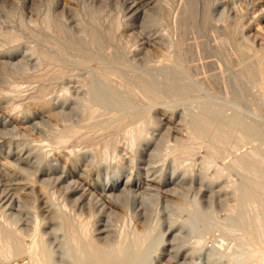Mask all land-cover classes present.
I'll return each mask as SVG.
<instances>
[{"label": "bare ground", "instance_id": "6f19581e", "mask_svg": "<svg viewBox=\"0 0 264 264\" xmlns=\"http://www.w3.org/2000/svg\"><path fill=\"white\" fill-rule=\"evenodd\" d=\"M141 1L128 0L124 12L130 16L139 14L141 10H145L142 13H148L150 10L146 12ZM144 2L153 3L156 9L155 14L150 15L149 22L161 24L168 21L171 15L169 0ZM210 2L186 0L180 14L182 26L186 29L196 26L204 31L210 20ZM58 7L60 9L56 10ZM12 10L8 11L10 14L7 22L0 20L2 80L10 82L12 86L16 83V77L40 81L47 78L41 71L50 67L53 69V66L58 68L51 76L52 79L65 77L69 71V78L76 77L80 69H86L88 74L79 78L81 82L77 81L76 85L61 86L49 98H45V87L40 88V94L34 97L42 110L26 120L40 133L41 123H50L52 127L62 125V133L55 140L59 144L58 151L68 155L71 161V158H76L84 172L79 174L80 178H76L77 171H68L66 167L63 169L61 162L50 157L43 149V142L32 146L18 143L16 158L19 164L20 161L26 164L21 166L27 171V178L30 180L21 178L17 182V174L12 172H6L4 178L8 179L7 183L0 179V209L7 223V227H3L7 237V257L15 259L27 255L31 264H166L167 261L172 264H187L195 262L196 257L201 261H213L216 254L230 255L226 250L229 244L225 242V236L230 235L233 236L231 239H236L235 245L233 242V247H238L235 251L242 249L238 252L241 253L240 256L246 253L244 250L249 247L247 245L254 247L252 250L256 254L251 252L252 256L245 261L241 260L242 263L249 264L253 260L264 264V54L253 47V55L248 44L237 43L236 49L242 54H248L249 49L254 57H243L241 67L233 71L229 69L232 80L224 76L226 73H222L227 69V63L223 64L224 69L219 68L220 73L195 77L189 63L191 50L176 52V49H169L164 52L163 57L158 59L156 56L158 60H147L142 66V60L146 57L143 55L142 60L138 61L136 56H130L133 48L121 37L123 26L116 27L115 30L93 23L84 25L75 8L62 4L59 0L51 3L45 11L47 13L44 19L41 18L42 22L39 18H34L28 23L25 20L27 17L24 19L23 16L24 10L19 15H15ZM33 10L37 11L32 8ZM66 12L75 13L76 17L72 18H77L80 28L69 23ZM145 21L148 22L146 19ZM127 22L125 24L128 27ZM225 29L228 31V28ZM142 31L144 32L143 28ZM158 33L161 37L172 38L168 35V30H157L156 34ZM188 34L189 32L187 37ZM211 38L214 40L213 36ZM174 40L169 41L181 50L185 39H182V43L181 40ZM188 41L190 43L191 40ZM160 48L159 51H162ZM234 48L233 46L232 50ZM137 49L134 54H137ZM216 55L215 51L214 56ZM210 58L211 60L208 58L205 61V65L218 63L217 60V63H213L212 57ZM201 59L204 61L202 57ZM228 65L231 66L230 63ZM204 68L202 73L207 67ZM75 69L79 71L75 73ZM205 73L207 74L206 70ZM217 79L223 84L221 87V83L218 86ZM4 81H1L2 84ZM214 81L218 87L212 84ZM244 81L253 82L258 90L257 94L250 89L256 94L250 93L252 102L248 109L243 104L246 90L241 85ZM247 83L246 86L249 87ZM18 85L19 82L15 84ZM8 92L3 87L0 88V97L6 96ZM32 98L33 96H28L29 100ZM9 122L4 115H0V132L5 127L8 128ZM87 124L107 129L109 134L105 137L98 135V138L93 136L89 140L81 134V128ZM104 133L105 131L101 134ZM89 142H96L97 146L90 145ZM125 169H128V175L126 181L122 182L119 175ZM135 171L149 178L145 177L146 180L138 177L131 180ZM168 173H171L170 177L167 176ZM91 176H96L97 184L104 190V199L91 192L90 186L84 183ZM31 180H39L46 189V200L43 197L39 199L44 204L34 212L25 206L26 198L21 194H31L26 191L27 188L35 190ZM14 183L18 184L17 187ZM12 188L20 190L12 191ZM226 194L230 195L231 201L226 204L225 220L219 221L217 218L220 217L216 218L214 210L205 208L204 205H212L215 197L222 200V195L227 196ZM106 196L110 203L121 205L131 221H139L138 224L129 225L133 229L132 235H126L124 229H121L118 220L116 221L119 218L117 212L109 205ZM52 198H58L59 202ZM215 227L221 231L217 235L225 239L220 245L209 243L210 240L216 242L218 239H211ZM59 231L63 235L53 245L51 237H57ZM3 242L6 241L1 243ZM203 249L204 252L201 251Z\"/></svg>", "mask_w": 264, "mask_h": 264}, {"label": "rangeland", "instance_id": "374dc122", "mask_svg": "<svg viewBox=\"0 0 264 264\" xmlns=\"http://www.w3.org/2000/svg\"><path fill=\"white\" fill-rule=\"evenodd\" d=\"M55 0H0V20H4L3 22H7V19H9V16L8 14H10L8 11L11 9L12 10V7H13V10L12 12L15 13V15H19L22 10H24L23 12V16L24 19L27 17L29 19H25V20H28V23H31L33 21V19H38L39 21L42 19H44L45 15L47 12L48 9H49V6L51 5V3H53ZM62 4H68L69 6L75 8V11L77 12V14L79 15L82 23L85 25V24H97L98 26H103L104 28H109V27H112L114 28L115 30L117 28H120V26L123 28H121V31H120V34H121V37L122 39H124L123 41L125 43L128 42V44L131 46V48H133V52H135V49H137V54H134L133 52L130 53V56L132 57H135L138 61L139 60H142V58L145 56V58H143L142 62V66L145 64V62L148 60L150 62H154V59L155 61L158 60L159 58H161V56L163 57V54L165 51L168 52V50L170 49H176V52L177 51H189L191 50L190 52V60L191 62H189L192 66V73L194 74L195 77H204V74L205 76L206 75H210L212 73H220L221 71L219 70V68L222 70L224 69V66L226 65L225 63H227L226 66L227 69L223 70V74L224 73H230L231 71L230 70H234V69H237L239 67L242 66L243 64V60L244 59H248V58H252L254 57L253 53L255 52L253 49L255 48V50H259L261 52V54H264V0H215L217 2H214L213 0H209V2L211 3V9H210V20L208 22V25H207V30L204 29V32L203 29H199L197 28L196 26L194 27H184L182 26V22H181V18H180V14L181 12L183 11L185 5L183 4H186V0H169V8H170V14L169 17L167 20L168 21H164L163 23L161 24H154L152 21L149 22L151 20V16L152 14H155V8L153 7V3H149L147 4L146 2H144V0L141 1V3L143 4V9H145L146 7V12L149 11L148 13H142L143 10H141L139 12V14H136L134 16H130L129 14H127V12H124L125 11V8L127 7V2L128 0H93V3L91 2L92 0H89V3H88V0H59ZM87 1V2H86ZM126 2V3H125ZM183 2V3H182ZM178 3V4H177ZM215 3V4H214ZM217 3V4H216ZM88 4H91V5H88ZM213 4V5H212ZM150 5V6H149ZM174 6V7H173ZM177 6H178V11L177 10ZM213 6V7H212ZM154 8L151 10V8ZM183 7V8H182ZM32 8L34 9H37L36 10H33L32 11ZM172 8V9H171ZM60 9V7H58L56 10ZM127 9V8H126ZM175 10V11H174ZM36 11V12H35ZM91 11V12H90ZM145 11V10H144ZM143 11V12H144ZM152 11V12H151ZM26 12V13H25ZM38 12V13H37ZM215 12V13H214ZM6 13V14H5ZM32 13V14H30ZM67 13V14H66ZM65 15H67L66 18H68L69 20V23L72 24V26L75 25L76 28H80L79 27V24L77 23V18H72V17H76V15H74L72 12H70L68 14V12H66ZM174 13V14H173ZM27 14V15H26ZM73 14V15H71ZM93 14V15H92ZM98 14V15H97ZM70 15H71V19H70ZM91 15V16H90ZM130 17H129V16ZM178 15V16H177ZM42 16V17H41ZM149 17V19L147 17ZM173 16V17H172ZM175 16V17H174ZM212 16V17H211ZM136 17V18H135ZM180 18V19H177ZM216 17H219V18H216ZM92 18V19H91ZM105 18V19H104ZM129 18V19H128ZM172 18V20H171ZM216 18V19H215ZM6 19V20H5ZM100 19H102V22L100 21ZM145 19L149 22L146 23ZM174 19V20H173ZM127 20L129 22V25L127 27V25L125 24V21ZM144 20V21H142ZM180 20V21H179ZM95 21L97 23H95ZM176 21V23L174 22ZM212 21H213V24H212ZM215 21V23H214ZM217 21V22H216ZM27 22V21H26ZM42 22V20L40 21ZM76 22V24H75ZM112 22V23H111ZM127 22V23H128ZM170 22V23H169ZM0 23H2V21H0ZM134 23V25L132 24ZM142 23V24H141ZM144 23V24H143ZM169 23V24H167ZM173 23V24H172ZM217 23V25L215 26V24ZM220 23V24H219ZM115 24V25H114ZM120 24V25H119ZM125 26H124V25ZM150 24V25H149ZM154 24V25H153ZM178 26H177V25ZM181 24V25H180ZM231 24V25H230ZM78 25V26H76ZM119 25V27H118ZM153 25V26H152ZM156 25V27H155ZM167 25V27L165 26ZM172 25V27L170 26ZM224 25L228 26V27H225ZM142 26V27H140ZM148 28V29H144V27ZM176 26V27H175ZM181 26V27H180ZM211 26H214V27H211ZM219 26V27H218ZM224 26V27H223ZM102 27V28H103ZM117 27V28H116ZM136 27V28H135ZM150 27V28H149ZM166 27V29L164 28ZM169 27V29H168ZM218 27V28H216ZM142 28L144 30V32L142 31ZM156 28V29H155ZM162 28V29H161ZM164 28V29H163ZM172 28V29H171ZM176 28V29H175ZM180 28V29H179ZM191 28V29H190ZM209 28V29H208ZM225 28H228V31L227 29ZM155 29V30H154ZM178 29V30H177ZM197 29V30H196ZM212 31H211V30ZM148 30V31H146ZM157 30L158 32H160L161 30H165V32H167L168 30V35H170L172 38L173 41H175L174 39H176V41H180L182 43V39L184 41L183 42V48L181 50H179L177 47H175V45L169 41L170 39L167 37H161L159 36L160 33L156 34L157 33ZM191 32H190V31ZM217 34H215V32ZM219 30V31H218ZM231 30V31H230ZM236 30V31H235ZM142 31V32H141ZM150 31V32H149ZM171 31H173L171 33ZM175 31L176 32V35H175ZM182 31V32H181ZM184 31V32H183ZM189 32L188 34V37H187V33ZM224 31V32H223ZM148 32L150 34H148ZM231 32V33H230ZM128 33V34H127ZM139 33V34H138ZM145 33H146V37H145ZM152 33V34H151ZM178 33V34H177ZM192 33V34H191ZM197 33V34H195ZM234 33V34H233ZM139 36H138V35ZM153 34L155 36H153ZM172 34V35H171ZM181 36H180V35ZM195 34V35H194ZM206 34V35H205ZM227 34L230 36V39L229 40V36H227ZM230 34H232L233 36H231ZM237 34V35H236ZM130 35V36H129ZM135 35V36H134ZM141 35V36H140ZM148 35V36H147ZM184 35V36H183ZM204 35V36H203ZM216 35V36H214ZM226 35V36H225ZM234 35L236 37H234ZM129 36V38L127 39V37ZM177 36V37H176ZM180 36V38H179ZM208 38H207V37ZM213 36L214 40L211 38ZM221 36V37H220ZM176 37V38H175ZM185 37V38H184ZM205 37V38H203ZM218 37V39L220 38V40L216 39ZM228 39H227V38ZM138 38V39H137ZM154 38V39H153ZM182 38V39H181ZM188 38V39H187ZM193 38V39H192ZM196 38V39H194ZM245 38V39H244ZM127 39V40H126ZM130 39V40H129ZM145 41H144V40ZM149 39V40H148ZM157 41H156V40ZM187 39V40H186ZM197 39H200L197 41ZM204 39L206 40V42L204 41ZM212 39V40H211ZM222 39V40H221ZM233 39V40H232ZM238 39V41H237ZM135 40V41H134ZM139 40V42H138ZM147 40V41H146ZM188 40H191L190 43H188L189 41ZM202 40V41H201ZM211 40V43L214 41L215 42V45H214V42L211 44L209 43V41ZM241 40V41H240ZM151 41V42H150ZM155 41V42H154ZM159 41V42H158ZM163 41V43H161ZM195 43H194V42ZM199 41H200V44H199ZM219 41V43H218ZM222 41V43H220ZM234 42L233 44H231L232 42ZM237 41V42H236ZM166 42V43H165ZM198 42V43H197ZM205 42V43H204ZM248 42V43H247ZM133 43V44H132ZM140 43V44H139ZM141 43H142V46H141ZM165 43V44H164ZM169 43H172L169 44ZM186 43V44H185ZM188 43V44H187ZM194 43V44H192ZM204 43V44H203ZM224 43V44H223ZM230 43V44H229ZM237 43L239 44H248V48L251 49V51L248 49V54H242L238 49H236L238 46H237ZM165 47H164V45ZM198 44V45H197ZM229 44V45H228ZM141 47H139V46ZM161 46V48L159 46ZM163 45V46H162ZM187 47H186V46ZM204 45H205V48H204ZM223 45H225V47H222ZM137 46V47H136ZM152 46V47H151ZM193 46V47H192ZM196 46V48H195ZM197 46H200L199 48L202 49H197L198 47ZM221 46V47H220ZM233 46L235 47L233 50ZM237 46V47H236ZM135 47V48H134ZM156 47H158V49H156ZM167 47V48H166ZM169 47V48H168ZM189 47V48H188ZM208 47V49L206 48ZM220 47V48H219ZM254 47V48H253ZM140 48V50H139ZM159 48L160 50L162 49V51H159ZM188 48V49H187ZM212 48V49H211ZM214 48V49H213ZM221 48L223 50H221ZM231 48V50H230ZM147 49V50H146ZM164 49H167V50H164ZM196 51H195V50ZM205 49V50H204ZM210 49L212 50V52H210ZM220 49V50H218ZM226 49V51H225ZM228 49V50H227ZM146 52H145V51ZM158 50V51H156ZM164 50V51H163ZM199 50V51H198ZM209 50V51H207ZM216 51V56L219 58V59H222L221 61L224 62L222 63L215 55V51ZM230 50V51H229ZM236 50V52H234ZM140 51V52H139ZM195 51V52H194ZM202 51V52H200ZM214 51V52H213ZM232 51V53H231ZM254 51V52H253ZM149 52H151L150 55ZM196 55H194V53ZM199 55H198V53ZM205 52V54H204ZM221 54H220V53ZM225 52H227L225 54ZM229 52V53H228ZM253 54H251V53ZM142 53V54H141ZM146 53V54H145ZM156 53V54H155ZM162 53V54H160ZM200 53H201V56H200ZM203 53V54H202ZM212 57V60H213V63H217V64H212V65H205V61L208 60H211V58L207 55V54ZM211 53V54H210ZM222 53H223V57L222 56ZM241 55H239V54ZM230 54V55H229ZM232 54V55H231ZM235 54V55H234ZM237 54V55H236ZM140 55V56H139ZM144 55V56H143ZM154 55V56H153ZM193 55V56H192ZM203 55V56H202ZM207 55V56H205ZM226 55V56H225ZM229 55V57L227 56ZM243 55V56H242ZM251 55V56H249ZM157 56V58H156ZM237 56V57H236ZM240 56V57H238ZM263 58H264V55H262ZM198 57V58H196ZM201 57L203 58L204 61H202ZM206 57V58H205ZM227 57V58H226ZM235 57V58H234ZM243 57H246L243 59ZM196 58V60H195ZM224 58V59H223ZM226 58V59H225ZM234 58V59H233ZM241 58V59H240ZM192 59V60H191ZM198 59V60H197ZM229 59V61H228ZM233 59V60H232ZM238 59V60H237ZM243 59V60H242ZM153 60V61H152ZM217 60V62H216ZM197 61V63H196ZM227 61V62H226ZM193 62V63H192ZM221 62V63H220ZM237 62V64H236ZM220 63V64H219ZM230 63L231 66H229L228 64ZM234 65H233V64ZM239 63V64H238ZM242 63V64H241ZM225 64V65H223ZM194 65V66H193ZM198 65V66H196ZM217 65V66H216ZM223 65V66H222ZM199 66H204V67H199ZM216 68H215V67ZM221 66V67H219ZM235 66V67H234ZM195 67V68H194ZM200 68V71H199V68ZM223 67V68H222ZM230 67V68H229ZM56 68H58V66H53V69L52 67L48 68V69H43L41 72H43L42 74L45 75V77L47 78H51V76H53V73L55 72ZM198 68V69H197ZM205 69L207 74L205 73V70H203V73H202V69ZM210 68L208 71L207 69ZM216 70H215V69ZM233 68V69H232ZM36 69V68H35ZM52 69V70H51ZM154 71H157L155 68H153ZM152 69V70H153ZM230 69V70H229ZM71 70V69H70ZM85 70V71H84ZM196 70V71H195ZM200 73H198V71ZM227 70H229V72H227ZM47 73H45V72ZM72 71V70H71ZM74 71V70H73ZM76 71H79V70H76L75 69V73ZM210 71V72H209ZM213 71V72H212ZM209 72V73H208ZM73 73V72H71ZM88 74L87 73V70L86 69H80V72L78 75H76V77H73V78H69V76L71 75L70 74V71L66 74L65 77H62V78H55V79H42L39 81V79H30L32 80L30 82L29 78H23V77H16L14 78L15 79V82L18 83L19 82V85L18 86H15L16 83H12L14 86L11 85V83L8 81H4L0 78V88L2 89H6L8 90L9 92L6 94V96L4 97H0V115H4L6 117L7 120H10L9 124L7 125L8 128L5 127V129L3 130V132H0V135L4 136H0V179H3V181H8V179L4 178L6 177V172H12V173H15L17 174V178H15V181L19 182V180H21V178H23V180L25 179H28L27 178V171L25 169L22 168L21 165L25 164L24 162L20 161V164L16 158V154L18 153V150H19V144L21 143H27L29 145H33V144H39V143H42L43 142V145H44V150L47 151V153L50 155V157H52L53 159L57 160V161H60L61 162V167H66L65 169H69L68 171H77V177L76 178H80L79 174L82 173V171L84 172L81 164L79 165V163L77 162L76 158H71L72 161L70 160V158H68L65 153L62 154L60 153L57 148V146L59 145L56 141L57 139V136L60 135V132L62 131L60 128L62 127V125H59V126H54L52 127L50 123H41L39 124L40 127L42 128V132L40 133L38 130L34 129L31 127V122L26 120V118H28L29 120L33 117L34 113L35 112H38L40 111L41 112V107L37 104V98H34V97H37L38 94H40V88H46L45 90V98H49L51 95H53L56 91H59L61 86H73V85H76L77 84V81H79V83L81 82L80 79L84 76ZM201 74V75H200ZM224 74L225 77H227L228 79H231L232 80V75L230 73V75L227 74ZM81 77H80V76ZM199 75V76H198ZM79 76V77H78ZM229 76V77H228ZM231 77V78H230ZM80 78V79H79ZM26 79V80H25ZM29 82H28V80ZM77 79V80H76ZM76 80V81H75ZM1 81H4L3 84ZM22 81V82H21ZM219 81L218 79L216 80V82ZM6 82V83H5ZM25 82V83H24ZM28 82V83H27ZM71 82V83H70ZM76 82V83H75ZM206 82V81H205ZM233 85L235 84L234 81H232ZM248 82V83H247ZM245 82L244 81V84L243 82H241L243 85H240L241 86H244L245 87V94L246 96L243 98V104L245 105V107L248 109L251 108L250 107V104H251V94L250 93H253V94H258V90L255 86H253V82H249L247 81ZM5 83V84H4ZM20 83H21V86H20ZM30 83V85H29ZM75 83V84H74ZM218 83V86L219 84L221 83L220 81L217 82ZM217 83L212 82V84H215L214 86H217ZM246 83L249 84V87L251 86L252 88H249L246 86ZM7 84V86H5ZM25 84V85H24ZM33 84V85H32ZM70 84V85H69ZM251 84V85H250ZM5 88H4V86ZM223 84L221 83L219 87H221ZM239 85V87H240ZM28 86H29V89H28ZM217 86V87H218ZM236 86V84H235ZM25 87V88H24ZM27 87V88H26ZM34 87V88H33ZM17 88V89H16ZM21 90H20V89ZM33 88V89H32ZM24 89V90H22ZM252 91H256V92H251ZM16 90V91H14ZM27 90V91H25ZM14 92V93H13ZM54 92V93H53ZM48 94V95H47ZM250 96H248V95ZM252 94V97L254 96ZM20 95V96H19ZM33 96L32 99H28V96ZM10 96V97H9ZM48 96V97H47ZM27 97V98H26ZM248 99H247V98ZM18 99V100H17ZM22 99V100H21ZM247 100V101H246ZM245 101V102H244ZM11 102V103H10ZM13 102V103H12ZM249 102V103H248ZM247 103V104H246ZM11 105V106H10ZM16 105V107L14 106ZM247 105V106H246ZM249 105V106H248ZM252 106V105H251ZM18 107V108H17ZM15 108V109H13ZM21 108V109H20ZM13 110V111H12ZM15 110V111H14ZM28 110V111H27ZM25 117V118H24ZM11 125V126H10ZM87 127V128H86ZM96 127V128H94ZM98 127V128H97ZM45 128V129H44ZM85 128V131H83ZM10 129V130H8ZM83 129V130H82ZM105 133L104 134H101L103 133L101 130ZM55 130V131H54ZM50 131V132H49ZM54 131V132H53ZM91 131V132H90ZM6 132V133H5ZM90 132V133H89ZM101 132V133H100ZM107 129H104V128H100L99 126H94L92 124H87L85 125V127H82L81 128V134L85 135V137H87L89 140L90 138L92 139L93 136L94 138H98L97 136L99 135V137H105L107 136L109 133H107ZM62 133V132H61ZM88 134H90L89 136H87ZM94 134V135H92ZM101 134V135H100ZM50 135V136H49ZM56 136V137H55ZM50 138V139H49ZM53 139V140H52ZM56 140V141H55ZM30 141V142H29ZM53 141V143H51ZM45 142V143H44ZM19 143V144H18ZM55 143V145H54ZM90 145L94 144V146H97V143L96 142H89ZM88 143V144H89ZM11 145V147H10ZM55 146V147H53ZM59 147V146H58ZM50 151V152H49ZM10 153H13L10 154ZM55 162V161H54ZM77 162V163H76ZM17 163V164H16ZM74 163V164H73ZM21 166V167H17V166ZM26 165V164H25ZM81 166V167H80ZM21 168V170L19 169ZM19 172H22V173H19ZM24 172H26V174H24ZM19 173V174H18ZM1 174L3 176H1ZM21 174V175H20ZM23 174V175H22ZM127 175H128V169L122 171V173L119 175V179L124 182L126 181L127 179ZM24 176V177H23ZM167 176H171V173H168ZM233 177H236L235 174H232ZM3 177V178H2ZM31 177V176H30ZM138 177H141L143 179H146V178H149L147 176H145L144 174H140L138 173L137 171H135L133 174H132V177H131V180L133 179H137ZM146 177V178H145ZM94 178V179H93ZM92 176L89 178H87V180H84V183L87 184V186H90V189L92 190L91 192H93L94 194H96L98 197H102L104 199L103 196L104 195V190H102V187L97 184V178L96 176ZM19 179V180H18ZM92 179V180H91ZM14 180V179H13ZM30 180V179H28ZM28 180H25V181H28ZM147 180V179H146ZM13 181V182H15ZM24 181V182H25ZM39 181V180H38ZM34 182L31 180V183L33 184V187H35V190L31 191L30 189L31 188H27L26 191L27 192H31V194L29 195H25L23 193L22 196H24V198H26V204L25 206H28V210L34 212L36 210V208L38 206H42L44 203L42 200H39L41 199L42 197L46 200V197H45V194H46V189L44 188V186L42 185L41 182ZM93 182V183H91ZM7 183V182H6ZM91 183V184H90ZM18 184L14 183V186L17 187ZM4 186H6V184H4ZM2 186V187H4ZM22 186V184H21ZM20 190L19 188H12V191L14 190ZM17 190V191H18ZM101 191H102V194H101ZM19 192V191H18ZM36 192V193H35ZM39 193V194H38ZM41 194V195H40ZM37 195V196H36ZM41 197H40V196ZM227 196L225 195H222L224 197H222L223 199L221 200L220 198H217L215 197L213 202H212V205H209V203H205L204 207L205 208H209L210 209H213L214 212H215V215H216V218L219 216V218H217V220H225V215H226V211H227V206L226 204H229V202L231 201L230 198V195L226 194ZM37 197V198H36ZM107 198V202H109V198L106 196ZM53 200H55V202H59V199L58 198H52ZM29 200V201H28ZM109 200V201H108ZM217 200V203L216 201ZM230 200V201H229ZM28 201V202H27ZM222 203H221V202ZM224 201V202H223ZM38 202V203H37ZM111 202V201H110ZM109 202V205L111 207H113V209L117 212V215H118V219H116V221L118 220V223L121 227V229L123 230L124 229V232L126 235H132L133 234V229H132V226H129L130 224L131 225H134V224H138V220L134 219L133 221H131L130 218H128L127 216V212L126 210L121 206V205H115L113 203H110ZM220 202V203H219ZM228 202V203H227ZM216 203V204H215ZM36 204V205H35ZM55 204V203H54ZM53 204V205H54ZM211 204V203H210ZM223 204V205H222ZM56 205V204H55ZM217 205V206H215ZM213 206V207H212ZM226 206V207H225ZM35 207V208H34ZM215 207L216 211L215 210ZM225 207V208H224ZM220 211V212H219ZM1 209H0V264H31L29 262V257L27 255H23V256H19V257H16L15 259H9V257H7V237L4 233V228L7 227V223L6 221L3 219V216L1 214ZM219 213V215L217 213ZM126 214V215H125ZM73 218V217H72ZM222 218V219H221ZM120 219V221H119ZM128 221V222H127ZM132 222V223H131ZM57 225L60 224L59 222H55ZM2 226V227H1ZM4 227V228H3ZM123 227V228H122ZM130 228V229H129ZM217 227L214 228V231L212 233V236L213 238L211 239H217L216 242L214 240H210V244L212 243H216V244H221L222 241H225L226 239V243L229 244V246L227 247L226 246V250H228L230 252V255H215L214 257V260L213 261H207L206 259L205 260H200V258L196 257L194 259V261L196 262V264H244V262L242 263V261H245L246 258L252 256L251 254L255 253L254 250V247H251L250 245H247L249 246L247 249H245L244 251L246 252L245 254L241 255V253H238L239 251H241L242 249L239 248V251H235L236 249L235 248H238V247H233V242H234V245L236 243V239L235 238H232L233 236H228L226 235L225 236V239L224 237L222 238L221 235H217L219 234L221 231H219L218 229H216ZM32 230V229H31ZM31 230H29V232H31ZM218 230V231H217ZM127 231V232H126ZM129 233V234H128ZM132 233V234H131ZM62 232L59 231L58 232V236L57 237H54L52 236V240L50 238V240L52 241V244L53 245H56L58 243V240L60 237H62ZM218 236V237H217ZM221 237V238H219ZM55 240V241H54ZM231 240V241H230ZM234 240V241H233ZM2 241H6V242H3L1 243ZM57 242V243H56ZM4 245V246H3ZM232 245V246H231ZM233 247V248H232ZM251 247V248H250ZM231 249V250H230ZM202 252H204L205 250H201ZM234 251H235V255H234ZM249 251V252H248ZM252 252V253H251ZM250 253V254H249ZM240 256L239 258H237L236 256ZM222 258H219L221 257ZM226 256V257H225ZM7 257V259L5 258ZM218 258V259H217ZM198 259V260H197ZM164 262H166V260L164 259L163 260ZM199 261V262H198ZM201 261V262H200ZM195 262L192 263L189 262L187 264H195ZM198 262V263H197ZM203 262V263H202ZM166 264H172L170 263L169 261H167ZM246 264V263H245ZM249 264H259L257 263L256 261H253V260H250L249 261Z\"/></svg>", "mask_w": 264, "mask_h": 264}]
</instances>
